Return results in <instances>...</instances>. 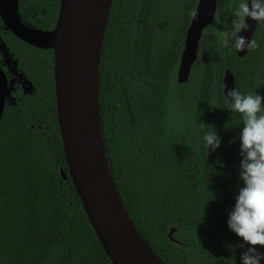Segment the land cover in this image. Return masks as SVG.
<instances>
[{"label": "trees", "instance_id": "obj_1", "mask_svg": "<svg viewBox=\"0 0 264 264\" xmlns=\"http://www.w3.org/2000/svg\"><path fill=\"white\" fill-rule=\"evenodd\" d=\"M197 2L112 0L99 62L101 128L124 207L163 263L239 264L244 249L225 245L239 243L226 220L242 186L243 125L227 109L223 76L229 70L234 89L264 96V23L252 36L258 47L239 57L231 32L237 0H217L188 80L178 83ZM59 10L60 0H17L19 19L41 30L54 29ZM0 40L32 87L17 84L0 118V264H112L69 176L53 51L22 41L1 19ZM0 65L9 78L1 51ZM212 128L222 142L207 153L202 138Z\"/></svg>", "mask_w": 264, "mask_h": 264}, {"label": "water", "instance_id": "obj_2", "mask_svg": "<svg viewBox=\"0 0 264 264\" xmlns=\"http://www.w3.org/2000/svg\"><path fill=\"white\" fill-rule=\"evenodd\" d=\"M112 0H60L52 30L24 24L17 0H0L4 27L22 41L54 55V91L58 127L69 176L97 239L112 264H165L142 237L117 191L104 144L99 107V62ZM217 0H198L187 28L177 70L188 80L203 30L215 17ZM238 35L251 40L258 22L247 19ZM247 50L238 52L243 57ZM234 88L224 72L223 92ZM10 96L9 78L0 65V118ZM62 177L66 178L61 171ZM173 229L169 232L172 237Z\"/></svg>", "mask_w": 264, "mask_h": 264}, {"label": "clouds", "instance_id": "obj_3", "mask_svg": "<svg viewBox=\"0 0 264 264\" xmlns=\"http://www.w3.org/2000/svg\"><path fill=\"white\" fill-rule=\"evenodd\" d=\"M232 46L238 51L258 47L255 40L238 35L247 30V19L264 23V0H237L233 8ZM226 35L224 46H229ZM227 109L239 114L242 128L239 132V187L234 204L227 212L228 229L239 238L237 245H225L231 252L242 248L239 264H264V96L244 94L236 89H227ZM203 146L216 151L221 137L212 128L202 138ZM234 142V141H232ZM220 168L226 165L217 160ZM259 246V247H258Z\"/></svg>", "mask_w": 264, "mask_h": 264}, {"label": "rangeland", "instance_id": "obj_4", "mask_svg": "<svg viewBox=\"0 0 264 264\" xmlns=\"http://www.w3.org/2000/svg\"><path fill=\"white\" fill-rule=\"evenodd\" d=\"M0 51L3 55V63L5 64L8 72H9V91L10 96L8 97L7 101L12 103L13 99L11 97V92L15 89L17 84L21 85L24 92L29 93L32 90L30 82L24 77V75L18 72L16 68L15 61L11 58L7 48L0 40Z\"/></svg>", "mask_w": 264, "mask_h": 264}]
</instances>
